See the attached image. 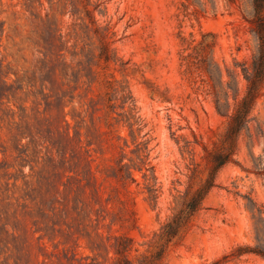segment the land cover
<instances>
[{
    "label": "rangeland",
    "instance_id": "1",
    "mask_svg": "<svg viewBox=\"0 0 264 264\" xmlns=\"http://www.w3.org/2000/svg\"><path fill=\"white\" fill-rule=\"evenodd\" d=\"M250 12L249 0H0V83L13 88L0 105V264H118L116 238L130 264L149 263L155 234L206 186L205 148L224 146L227 120L183 38L209 35L229 81L225 66L258 52ZM105 28L116 62L100 59ZM254 171L242 138L157 264H264L235 255L257 245Z\"/></svg>",
    "mask_w": 264,
    "mask_h": 264
},
{
    "label": "trees",
    "instance_id": "2",
    "mask_svg": "<svg viewBox=\"0 0 264 264\" xmlns=\"http://www.w3.org/2000/svg\"><path fill=\"white\" fill-rule=\"evenodd\" d=\"M249 5L251 12L247 21L258 41V52L250 62H236L234 70L225 66L229 81L223 80V69L208 56V50L212 48L207 40L209 35H202L200 41L195 40L193 36H191V41L183 38V41L188 44V50L192 51L183 56V61L188 70L196 69L201 72V76H206V79L202 80L207 86L205 92L213 96L217 113L227 120L223 135L224 146L215 152H208L205 148L212 164L206 186L186 203L183 210L165 223L159 233L155 234V238H159L161 241L160 247L155 254L151 255L148 264H157L158 261H161L166 246L178 236L181 228L187 224L189 217L200 210L206 195L216 187L215 180L219 170L234 161L235 153L242 138L246 140L247 148L254 162L255 171L253 173L257 177H264V149L263 155L254 156L255 146L264 141V120L259 117L260 111L257 115L255 114L258 111L260 101H263L262 105H264V0H249ZM95 30L99 33L102 29L96 27ZM103 30L100 59L106 63L116 62L109 47V28ZM3 32V26L0 23V44ZM2 68L0 62V78L3 77ZM239 68L241 69L240 73L238 72ZM240 77L245 81L244 88L240 87ZM12 89L7 81H1L0 105L4 103V99L8 98L9 93L13 91ZM65 123L70 126L67 121ZM78 135V131H75V138ZM247 210L254 222L257 245L254 248L239 246L235 255L254 254L264 259V206L249 198ZM116 241L121 243L120 247H114L118 264H130L127 259V253L131 250L130 240L116 238Z\"/></svg>",
    "mask_w": 264,
    "mask_h": 264
}]
</instances>
